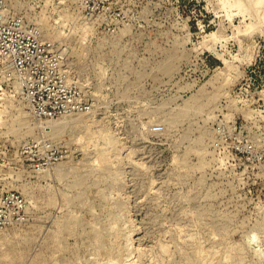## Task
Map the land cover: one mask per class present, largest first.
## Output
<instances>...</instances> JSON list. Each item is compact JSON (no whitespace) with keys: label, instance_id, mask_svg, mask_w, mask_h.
<instances>
[{"label":"rangeland","instance_id":"rangeland-1","mask_svg":"<svg viewBox=\"0 0 264 264\" xmlns=\"http://www.w3.org/2000/svg\"><path fill=\"white\" fill-rule=\"evenodd\" d=\"M78 3L36 10L94 112L36 120L0 65V264H264V0H109L107 34L60 27ZM31 140L68 157L33 168Z\"/></svg>","mask_w":264,"mask_h":264},{"label":"built area","instance_id":"built-area-1","mask_svg":"<svg viewBox=\"0 0 264 264\" xmlns=\"http://www.w3.org/2000/svg\"><path fill=\"white\" fill-rule=\"evenodd\" d=\"M54 1L58 0H0V65L13 80L17 96L39 121L88 115L98 108L92 84L97 76L82 66L87 60L80 58L77 62L68 52L72 49L70 45L48 36L55 28L39 20L40 12L45 13L48 8H40L38 12L40 3L45 6ZM19 2L36 4L18 9ZM78 2L64 14V21L60 23L63 30L98 34L116 31L106 27L102 19L109 0ZM160 128L162 125L155 126V130ZM21 153L27 164L37 169L56 168L68 157L66 147L46 140L25 142ZM23 209L22 197L7 191L0 204V226L18 217Z\"/></svg>","mask_w":264,"mask_h":264},{"label":"bare ground","instance_id":"bare-ground-1","mask_svg":"<svg viewBox=\"0 0 264 264\" xmlns=\"http://www.w3.org/2000/svg\"><path fill=\"white\" fill-rule=\"evenodd\" d=\"M64 2V1H63ZM213 37H216V33L211 34ZM78 117V116H77ZM80 120V119H79ZM64 121V120H63ZM66 122V121H65ZM71 122V121H70Z\"/></svg>","mask_w":264,"mask_h":264},{"label":"trees","instance_id":"trees-1","mask_svg":"<svg viewBox=\"0 0 264 264\" xmlns=\"http://www.w3.org/2000/svg\"><path fill=\"white\" fill-rule=\"evenodd\" d=\"M215 61H216V60H214V59L212 60V59H211V62H215Z\"/></svg>","mask_w":264,"mask_h":264}]
</instances>
